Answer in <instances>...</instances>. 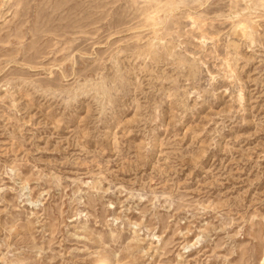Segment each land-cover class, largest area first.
<instances>
[{"label": "rangeland", "instance_id": "rangeland-1", "mask_svg": "<svg viewBox=\"0 0 264 264\" xmlns=\"http://www.w3.org/2000/svg\"><path fill=\"white\" fill-rule=\"evenodd\" d=\"M0 264H264V0H0Z\"/></svg>", "mask_w": 264, "mask_h": 264}]
</instances>
